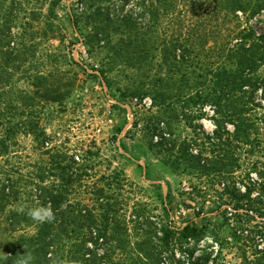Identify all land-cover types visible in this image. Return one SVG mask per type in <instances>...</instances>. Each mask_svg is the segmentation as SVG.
<instances>
[{"label": "trees", "instance_id": "obj_1", "mask_svg": "<svg viewBox=\"0 0 264 264\" xmlns=\"http://www.w3.org/2000/svg\"><path fill=\"white\" fill-rule=\"evenodd\" d=\"M64 1L0 0V157L21 130L46 140L35 109L68 96L61 93L70 91L62 66L78 63L48 47L62 31L57 9ZM263 12L264 0H79L73 10L81 44L102 60L93 67L96 77L111 87L109 75L132 73L142 91L137 94L152 97L157 115L144 126L150 148L170 154L164 162L176 172L211 177L221 188L215 191L224 218L218 225L229 224L248 244L261 240L262 246L238 248L241 264H264V32L247 24ZM208 104L211 132L200 122ZM180 121L195 135L178 145ZM48 155L35 179L23 185L1 168L0 212L22 194L51 206L56 217L39 224L26 212L11 211L10 225L26 224L34 234L10 242L4 264H16L25 251L32 252L33 264H51L55 256L78 264H161L174 231L162 225L133 239L129 222L115 218L118 205L106 187L80 198L88 158L57 150ZM207 231L186 223L178 238L194 240Z\"/></svg>", "mask_w": 264, "mask_h": 264}, {"label": "rangeland", "instance_id": "obj_2", "mask_svg": "<svg viewBox=\"0 0 264 264\" xmlns=\"http://www.w3.org/2000/svg\"><path fill=\"white\" fill-rule=\"evenodd\" d=\"M78 7L79 0L60 4L57 26L60 25L62 31L48 44L49 50L62 59L73 58L78 63L68 62L62 66V76L70 91L61 93L68 96L61 103H46L35 109L47 139H34L20 134L21 130L8 155L0 157V185L5 178L1 168L23 185L28 179H35L34 175L49 161L48 153L55 150L74 158L86 160V157L89 176L83 182L80 198H85L84 192L97 186L106 187L108 195L118 205L115 218L129 222L133 239L146 233L153 235L162 225L176 233L170 249L163 253L161 264H241L238 248L262 246L261 240L253 237L248 244L234 236L229 224L218 225L224 218L216 206L219 199L215 191L221 188L211 177L176 172L164 162L170 154L160 155L150 148L144 126L157 115V109L145 103L152 101V97L137 94L142 91H136L134 81L138 79L132 73L120 77L115 73L109 75L111 87L101 77H96L93 67L102 65V60L91 58L81 44L83 32L73 26V10ZM247 24L258 33L264 32V12ZM63 35V43H60ZM262 70L264 72V67ZM19 85L25 87L24 83ZM205 110L206 115L200 122L211 132L214 129L210 119L211 104L206 105ZM1 131L0 128V135ZM174 135L179 145L195 134L180 121L175 124ZM256 159L261 156L257 155ZM27 196L20 194L17 202H10L6 211L0 212V264H4L10 242L34 234V229L26 224L14 227L9 223L11 211L20 212L18 209L23 206L26 212L38 206ZM196 212H200V217ZM136 218L138 220L132 222ZM186 223L207 227V234L194 240H180L179 233ZM160 237L163 238L162 233Z\"/></svg>", "mask_w": 264, "mask_h": 264}, {"label": "clouds", "instance_id": "obj_3", "mask_svg": "<svg viewBox=\"0 0 264 264\" xmlns=\"http://www.w3.org/2000/svg\"><path fill=\"white\" fill-rule=\"evenodd\" d=\"M21 213L25 212V208L21 206L18 209ZM26 215L35 223H52L55 221V213L51 206H37L27 209ZM52 254L50 253V256ZM33 254L31 251H25L20 254L16 264H33ZM51 264H78L76 260H70L67 258H61L59 256L52 257Z\"/></svg>", "mask_w": 264, "mask_h": 264}, {"label": "built area", "instance_id": "obj_4", "mask_svg": "<svg viewBox=\"0 0 264 264\" xmlns=\"http://www.w3.org/2000/svg\"><path fill=\"white\" fill-rule=\"evenodd\" d=\"M145 103L148 104L149 107L152 106V101H148V100H147V101H145Z\"/></svg>", "mask_w": 264, "mask_h": 264}]
</instances>
